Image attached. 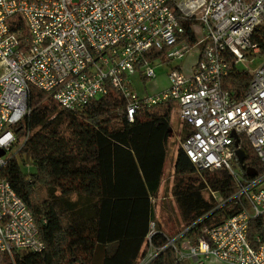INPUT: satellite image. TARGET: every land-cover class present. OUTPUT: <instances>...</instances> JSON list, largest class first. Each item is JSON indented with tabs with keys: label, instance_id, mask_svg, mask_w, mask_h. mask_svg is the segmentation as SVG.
I'll list each match as a JSON object with an SVG mask.
<instances>
[{
	"label": "built area",
	"instance_id": "1",
	"mask_svg": "<svg viewBox=\"0 0 264 264\" xmlns=\"http://www.w3.org/2000/svg\"><path fill=\"white\" fill-rule=\"evenodd\" d=\"M188 30L192 44L183 38ZM157 52L164 60L192 61L170 69L161 91L140 96L131 78L155 79ZM256 57L264 58V0H0V171L16 142L14 129L30 111V88L66 110L111 89L125 101L128 121L172 101L187 128L183 153L199 171L224 169L236 188L225 202L239 209L203 230L194 245L182 239L187 229L161 247L149 244L138 264L168 247L173 264H264V236L248 237L249 222L264 216V174L243 177L233 164L232 133L245 137L264 166V59L253 71L240 68ZM229 59L250 75L241 97L221 87ZM154 233L151 221L148 242ZM42 248L31 213L0 177V256Z\"/></svg>",
	"mask_w": 264,
	"mask_h": 264
},
{
	"label": "trees",
	"instance_id": "2",
	"mask_svg": "<svg viewBox=\"0 0 264 264\" xmlns=\"http://www.w3.org/2000/svg\"><path fill=\"white\" fill-rule=\"evenodd\" d=\"M183 38L190 44L195 41L191 30ZM152 58L168 61L160 52ZM227 62L221 87L241 97L250 75L238 70L233 60ZM124 105L119 94L109 89L80 108L66 110L44 92L30 88V111L14 129L15 144L19 138L23 142L9 155L0 177L25 203L43 248L15 252L12 258L0 256V264H138L149 244L161 247L187 229L182 239L194 245L203 230L237 213L232 201L225 202L236 190L231 176L224 169L197 170L178 147L171 195L182 227L172 234L160 227L154 199L163 177L174 103L144 108L132 121L122 114ZM182 129L184 139L187 128L181 124ZM238 141L247 155L244 167L264 174L245 137L239 135ZM233 164L246 177L235 157ZM151 221L155 233L148 242ZM257 234L264 236V216L249 222L248 237ZM174 260L168 247L149 264Z\"/></svg>",
	"mask_w": 264,
	"mask_h": 264
},
{
	"label": "rangeland",
	"instance_id": "3",
	"mask_svg": "<svg viewBox=\"0 0 264 264\" xmlns=\"http://www.w3.org/2000/svg\"><path fill=\"white\" fill-rule=\"evenodd\" d=\"M185 59V60H184ZM182 61L168 60L162 61L157 58L154 61L155 67V79L144 80L138 75L131 78L132 89L140 96L145 94H152L161 91L167 85V74L170 69L175 66H179L180 63L185 61H192V58L185 57ZM261 57H256L250 63L246 62L245 65L240 66V68H245L249 71L255 70L262 62ZM184 130H181V123L177 117L176 106L174 104L173 110L170 115V130H169V141L167 145V156L164 164L163 177L161 180V185L156 198L154 199V213L155 219L158 221L160 227L163 226L164 230L168 234L175 233L177 230L181 229V221L179 214L175 205V202L171 195V187L173 180V160L176 154V150L180 147V143L183 139ZM23 142L22 138H19L17 143L10 150L9 155H14L18 148ZM8 155V153H7Z\"/></svg>",
	"mask_w": 264,
	"mask_h": 264
},
{
	"label": "water",
	"instance_id": "4",
	"mask_svg": "<svg viewBox=\"0 0 264 264\" xmlns=\"http://www.w3.org/2000/svg\"><path fill=\"white\" fill-rule=\"evenodd\" d=\"M233 138L235 139L234 141V156L235 159L238 163V165L240 166L241 169H244V173L247 177H255L257 175V172L251 168V167H244V162L246 160V152L239 147V141L238 138L236 137V135L234 133H232ZM4 151L0 150V157L4 156Z\"/></svg>",
	"mask_w": 264,
	"mask_h": 264
},
{
	"label": "crops",
	"instance_id": "5",
	"mask_svg": "<svg viewBox=\"0 0 264 264\" xmlns=\"http://www.w3.org/2000/svg\"><path fill=\"white\" fill-rule=\"evenodd\" d=\"M184 61V60H183ZM182 61V62H183ZM190 63H191V61L189 60H187V61H185L184 63H182V66H185V67H187L188 65H190Z\"/></svg>",
	"mask_w": 264,
	"mask_h": 264
}]
</instances>
